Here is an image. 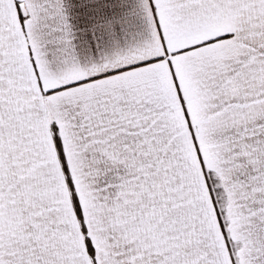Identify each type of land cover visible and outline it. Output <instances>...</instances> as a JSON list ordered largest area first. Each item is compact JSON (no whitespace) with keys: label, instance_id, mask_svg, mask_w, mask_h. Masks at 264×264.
<instances>
[{"label":"snow or ice","instance_id":"snow-or-ice-1","mask_svg":"<svg viewBox=\"0 0 264 264\" xmlns=\"http://www.w3.org/2000/svg\"><path fill=\"white\" fill-rule=\"evenodd\" d=\"M0 264H264V0H0Z\"/></svg>","mask_w":264,"mask_h":264}]
</instances>
